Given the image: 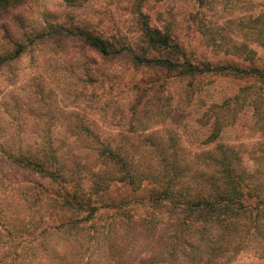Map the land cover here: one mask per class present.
Masks as SVG:
<instances>
[{"label": "clouds", "instance_id": "9594fccd", "mask_svg": "<svg viewBox=\"0 0 264 264\" xmlns=\"http://www.w3.org/2000/svg\"><path fill=\"white\" fill-rule=\"evenodd\" d=\"M2 4L0 264H264V0Z\"/></svg>", "mask_w": 264, "mask_h": 264}, {"label": "rangeland", "instance_id": "374dc122", "mask_svg": "<svg viewBox=\"0 0 264 264\" xmlns=\"http://www.w3.org/2000/svg\"><path fill=\"white\" fill-rule=\"evenodd\" d=\"M8 3H9V0H4L2 6L6 7Z\"/></svg>", "mask_w": 264, "mask_h": 264}, {"label": "trees", "instance_id": "16d2710c", "mask_svg": "<svg viewBox=\"0 0 264 264\" xmlns=\"http://www.w3.org/2000/svg\"><path fill=\"white\" fill-rule=\"evenodd\" d=\"M4 1V0H3ZM229 161L227 160V158H226V163H228Z\"/></svg>", "mask_w": 264, "mask_h": 264}]
</instances>
